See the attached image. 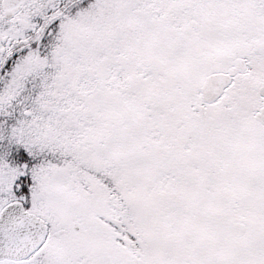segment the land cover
Masks as SVG:
<instances>
[{"label":"snow or ice","instance_id":"1","mask_svg":"<svg viewBox=\"0 0 264 264\" xmlns=\"http://www.w3.org/2000/svg\"><path fill=\"white\" fill-rule=\"evenodd\" d=\"M0 264H264V0H0Z\"/></svg>","mask_w":264,"mask_h":264}]
</instances>
